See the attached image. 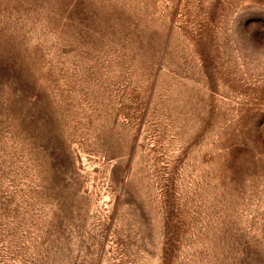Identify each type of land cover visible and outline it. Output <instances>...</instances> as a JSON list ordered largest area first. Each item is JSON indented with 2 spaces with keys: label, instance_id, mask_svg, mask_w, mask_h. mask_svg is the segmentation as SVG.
Listing matches in <instances>:
<instances>
[{
  "label": "rangeland",
  "instance_id": "374dc122",
  "mask_svg": "<svg viewBox=\"0 0 264 264\" xmlns=\"http://www.w3.org/2000/svg\"><path fill=\"white\" fill-rule=\"evenodd\" d=\"M0 264H264V0H0Z\"/></svg>",
  "mask_w": 264,
  "mask_h": 264
}]
</instances>
